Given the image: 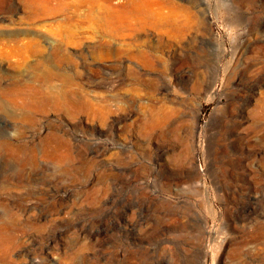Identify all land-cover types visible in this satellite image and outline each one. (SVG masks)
Returning a JSON list of instances; mask_svg holds the SVG:
<instances>
[{
	"label": "rangeland",
	"instance_id": "374dc122",
	"mask_svg": "<svg viewBox=\"0 0 264 264\" xmlns=\"http://www.w3.org/2000/svg\"><path fill=\"white\" fill-rule=\"evenodd\" d=\"M0 264H264V0H0Z\"/></svg>",
	"mask_w": 264,
	"mask_h": 264
},
{
	"label": "bare ground",
	"instance_id": "6f19581e",
	"mask_svg": "<svg viewBox=\"0 0 264 264\" xmlns=\"http://www.w3.org/2000/svg\"><path fill=\"white\" fill-rule=\"evenodd\" d=\"M108 21H109L110 26H114V25L119 24L123 20L121 18V14L114 13L111 10V12L108 14Z\"/></svg>",
	"mask_w": 264,
	"mask_h": 264
}]
</instances>
